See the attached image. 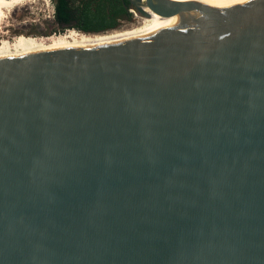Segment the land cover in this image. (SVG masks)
Wrapping results in <instances>:
<instances>
[{
  "label": "water",
  "instance_id": "1",
  "mask_svg": "<svg viewBox=\"0 0 264 264\" xmlns=\"http://www.w3.org/2000/svg\"><path fill=\"white\" fill-rule=\"evenodd\" d=\"M128 1L165 17L0 61V264H264V0Z\"/></svg>",
  "mask_w": 264,
  "mask_h": 264
},
{
  "label": "bare ground",
  "instance_id": "2",
  "mask_svg": "<svg viewBox=\"0 0 264 264\" xmlns=\"http://www.w3.org/2000/svg\"><path fill=\"white\" fill-rule=\"evenodd\" d=\"M26 0H0V21L5 18L4 10L18 5ZM184 2L191 7V11L210 7L215 9L232 8L237 5L252 1V0H174ZM151 13L149 17H140L134 13V19L138 20L137 25L122 31L106 33L103 35H86L80 32L69 30L64 38L47 39L44 42H36L32 40L21 41L18 48L0 51V61L13 59L24 55H38L41 53L67 51L72 49H81L91 46L104 45L112 42H119L124 39L136 38L148 34L156 30L161 17L163 16L156 8L148 5Z\"/></svg>",
  "mask_w": 264,
  "mask_h": 264
},
{
  "label": "trees",
  "instance_id": "3",
  "mask_svg": "<svg viewBox=\"0 0 264 264\" xmlns=\"http://www.w3.org/2000/svg\"><path fill=\"white\" fill-rule=\"evenodd\" d=\"M128 4V0H58L52 21L55 27L41 36L61 34L69 29L86 35L109 33L118 29L122 17L131 15Z\"/></svg>",
  "mask_w": 264,
  "mask_h": 264
},
{
  "label": "rangeland",
  "instance_id": "4",
  "mask_svg": "<svg viewBox=\"0 0 264 264\" xmlns=\"http://www.w3.org/2000/svg\"><path fill=\"white\" fill-rule=\"evenodd\" d=\"M4 12L5 18L0 21V51L18 48L21 41L44 42L48 38L61 39L72 30H65L61 34H53L49 37L41 36L50 30L53 31L55 27L52 25V0H26ZM137 21L134 19L129 23L121 22V27L112 32L127 30L137 25Z\"/></svg>",
  "mask_w": 264,
  "mask_h": 264
},
{
  "label": "flooded vegetation",
  "instance_id": "5",
  "mask_svg": "<svg viewBox=\"0 0 264 264\" xmlns=\"http://www.w3.org/2000/svg\"><path fill=\"white\" fill-rule=\"evenodd\" d=\"M57 1H58V0H52V3H53V16H52V21L54 20V14H55V11H56V9H55V5L57 4ZM128 5H129V8L127 9V11H128L129 13H131V9H132L133 7H132V5H131L130 3H129ZM133 13H134V12H133ZM133 13H131V15H126V16L122 17V19L119 20L118 28L121 27V25H120L121 22H127V23H129V22H131L132 20H134V14H133Z\"/></svg>",
  "mask_w": 264,
  "mask_h": 264
},
{
  "label": "built area",
  "instance_id": "6",
  "mask_svg": "<svg viewBox=\"0 0 264 264\" xmlns=\"http://www.w3.org/2000/svg\"><path fill=\"white\" fill-rule=\"evenodd\" d=\"M131 13H133V11L131 10Z\"/></svg>",
  "mask_w": 264,
  "mask_h": 264
}]
</instances>
